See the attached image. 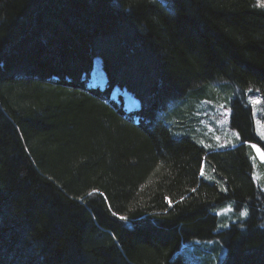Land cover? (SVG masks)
<instances>
[{
  "label": "trees",
  "instance_id": "trees-1",
  "mask_svg": "<svg viewBox=\"0 0 264 264\" xmlns=\"http://www.w3.org/2000/svg\"><path fill=\"white\" fill-rule=\"evenodd\" d=\"M246 91L264 99V0H0V264H213L222 247L220 264H264ZM215 93L239 137L223 149L189 132ZM190 241L209 254H176Z\"/></svg>",
  "mask_w": 264,
  "mask_h": 264
},
{
  "label": "rangeland",
  "instance_id": "rangeland-1",
  "mask_svg": "<svg viewBox=\"0 0 264 264\" xmlns=\"http://www.w3.org/2000/svg\"><path fill=\"white\" fill-rule=\"evenodd\" d=\"M96 59H94L95 61ZM101 68V67H100ZM93 70V66H92ZM89 75V79L87 81V85L90 87H98L101 88L104 84L105 78L100 75L98 72H92ZM101 70V69H100ZM97 71V70H96ZM102 72V71H101ZM103 74V72H102ZM103 78V79H102ZM101 80L103 82L101 83ZM219 84V83H216ZM128 93L124 92V90L115 87L111 94L110 98H113L116 101H119L121 98L124 108L127 111H131L138 107L137 102L130 96ZM216 96V97H214ZM212 97L216 99H203L201 98L199 102L194 106L196 110L197 107V126L194 129H190L189 132H196L200 136V142L208 144H214L215 149H223L226 147L234 146L238 141L239 137L235 130L230 128L229 117H230V105L227 100H225L219 93H215ZM250 98H259L260 103L253 104L250 102ZM245 100L250 105L252 110V116L254 120V128L256 134L261 138L260 132L264 131V99L260 96L259 93L254 91H246ZM136 102V104H135ZM199 105V106H198ZM257 121L260 124H257ZM264 141V139H262ZM252 145L255 144H250ZM259 149V152L256 150ZM256 148H253V174L254 178L258 181L262 179L261 169L264 166V152L263 150L256 145ZM205 165L203 163L201 172L203 171L202 177H205ZM201 174V173H200ZM207 178V177H205ZM244 213H247L243 210ZM233 213V207L231 205H224L215 210V214L221 219L223 217V224L227 226L230 222L235 221V217L230 220V214ZM247 216H241L245 218ZM223 227L220 223L218 224V228ZM209 244V243H207ZM205 245L203 242L198 241H190L186 242L182 245L180 250L176 253L178 255H182L187 259L195 257V255H208L209 251L205 248H202ZM202 246V247H201ZM218 255L214 258L213 264H220L225 258L226 250L222 247L221 252H218Z\"/></svg>",
  "mask_w": 264,
  "mask_h": 264
},
{
  "label": "snow or ice",
  "instance_id": "snow-or-ice-1",
  "mask_svg": "<svg viewBox=\"0 0 264 264\" xmlns=\"http://www.w3.org/2000/svg\"><path fill=\"white\" fill-rule=\"evenodd\" d=\"M250 102L253 103V104H257V103H260V100L259 98H250ZM257 124H260L259 121H257ZM260 136H261V139H264V131H261L260 133ZM253 148H256V145H252ZM256 150L259 152V149L256 148ZM201 175H203V171L201 172ZM93 191H96V190H93ZM165 199H167V197H165ZM169 203H171V201H169ZM246 213L244 212H241L240 215L241 216H244ZM113 215H115V213H113ZM121 220H124L126 219L125 217L121 216L119 217Z\"/></svg>",
  "mask_w": 264,
  "mask_h": 264
},
{
  "label": "bare ground",
  "instance_id": "bare-ground-1",
  "mask_svg": "<svg viewBox=\"0 0 264 264\" xmlns=\"http://www.w3.org/2000/svg\"><path fill=\"white\" fill-rule=\"evenodd\" d=\"M101 68H100V63H99V60L98 59H96L95 61H93V70H92V72H98V73H100V75H102L103 76V74H102V70H100ZM97 70V71H96ZM104 77V76H103ZM103 79V78H102ZM103 82V80H101V83ZM127 95H129V94H127ZM135 104H136V102H135Z\"/></svg>",
  "mask_w": 264,
  "mask_h": 264
},
{
  "label": "water",
  "instance_id": "water-1",
  "mask_svg": "<svg viewBox=\"0 0 264 264\" xmlns=\"http://www.w3.org/2000/svg\"><path fill=\"white\" fill-rule=\"evenodd\" d=\"M95 59H98L99 61H100V59L99 58H95ZM101 64V63H100ZM124 90V92H126V93H128L136 102H137V104H138V101H137V99H135L133 96H132V94L130 93V92H128V91H126L125 89H123Z\"/></svg>",
  "mask_w": 264,
  "mask_h": 264
}]
</instances>
